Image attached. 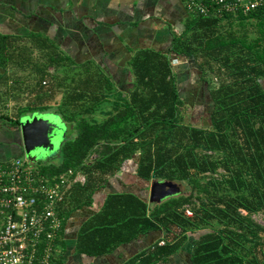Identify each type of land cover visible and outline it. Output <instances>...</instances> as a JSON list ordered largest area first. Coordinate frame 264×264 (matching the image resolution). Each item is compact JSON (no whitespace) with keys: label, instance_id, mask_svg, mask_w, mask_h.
<instances>
[{"label":"trees","instance_id":"1","mask_svg":"<svg viewBox=\"0 0 264 264\" xmlns=\"http://www.w3.org/2000/svg\"><path fill=\"white\" fill-rule=\"evenodd\" d=\"M21 38L0 33V100H16L23 91L28 100L14 102V115L4 111L0 118L17 126L26 114L52 112L71 127L57 157L33 163L50 176L72 168L85 177L59 202L63 227L128 158L136 160V177L177 180L188 188L160 201L133 189L107 193L79 226L76 252L105 254L157 232L120 264L167 262L187 244L190 264H264V226L252 216L264 211V7L190 13L168 52L134 53V85L108 109L104 102L115 90L107 75L83 71L46 37ZM172 52L193 58L200 69L208 103L199 122L182 119ZM55 66L63 92L50 102L52 85L46 89V83L57 76ZM97 109L105 113L100 120L92 115ZM62 235L54 264L62 263Z\"/></svg>","mask_w":264,"mask_h":264},{"label":"crops","instance_id":"2","mask_svg":"<svg viewBox=\"0 0 264 264\" xmlns=\"http://www.w3.org/2000/svg\"><path fill=\"white\" fill-rule=\"evenodd\" d=\"M189 15L182 0H0V33L22 36L26 42L31 34L46 37L83 71L107 75L115 91L104 102L106 105L112 104L118 94L126 96L133 87L134 53L144 48L168 52L173 35L184 28ZM169 54L184 104L187 97L205 100L200 69L194 59L183 60L173 52ZM4 70L0 65V74ZM19 153L16 126L0 118V160ZM132 160L125 159L122 168L93 193L91 205L71 211L63 227L65 249L61 264H120L157 235V232L140 234L105 254L75 251L79 226L96 211L105 195L130 189L126 188L124 181L128 180L122 170L136 161ZM189 249L187 253L181 249L169 261L156 264H190Z\"/></svg>","mask_w":264,"mask_h":264},{"label":"built area","instance_id":"3","mask_svg":"<svg viewBox=\"0 0 264 264\" xmlns=\"http://www.w3.org/2000/svg\"><path fill=\"white\" fill-rule=\"evenodd\" d=\"M182 2L189 13L203 16L264 7V0ZM84 178L72 168L41 173L21 154L0 160V264H54L64 219L59 202L72 182Z\"/></svg>","mask_w":264,"mask_h":264},{"label":"water","instance_id":"4","mask_svg":"<svg viewBox=\"0 0 264 264\" xmlns=\"http://www.w3.org/2000/svg\"><path fill=\"white\" fill-rule=\"evenodd\" d=\"M65 122L56 115L45 112H33L22 116L16 127L19 133V149L30 163L40 159H51L49 154L55 147L60 152V145L65 135ZM181 182L171 179H151L149 199L160 201L165 197L179 193Z\"/></svg>","mask_w":264,"mask_h":264},{"label":"rangeland","instance_id":"5","mask_svg":"<svg viewBox=\"0 0 264 264\" xmlns=\"http://www.w3.org/2000/svg\"><path fill=\"white\" fill-rule=\"evenodd\" d=\"M33 57L37 58L39 60V55H33ZM50 68L52 70L51 72H53V73L57 72L56 73L57 76L54 77V78H52L50 76L49 77L50 80L46 83V89L49 86L52 85V96L53 97L51 98L50 102H53L54 100H58L60 98V96L62 95V92H63V88L61 87V85L58 82L59 81V76L62 75V72H61V68H59V66L50 67ZM3 99H6V96H4ZM27 100H28L27 94L25 93V91H23V92H21V97L16 98V100L13 99V100H6L5 102H0V107H1L0 110L9 113V115H14V110L16 111V109L14 108V102L25 103V102H27ZM185 103L186 104H183V106L181 107V114H182L181 116H182L183 121H188V115H189L190 120H192L193 122H199L201 114L203 115V113H202L203 110L202 109L206 108V104L208 103V100L207 99H205V100H200V99L199 100H195L193 97H192V99L190 97H187ZM107 104L108 103H106V105H104L105 109L110 108V104H108V105ZM199 109H200V111H199ZM45 113L46 114L56 115V116H58V118H61L56 113H52V112H45ZM204 113L206 114V111ZM26 115H30V114H26ZM92 115L96 119L100 120L101 118H103L105 116V113L99 111V109H98ZM70 131H71V127H69L66 124L65 135L69 134ZM56 149L57 148L55 147L52 151L49 152L48 155H50L51 157L53 156L51 159H54L55 157H57L59 155V154H55L56 153ZM9 154L11 155L12 152L9 151ZM17 155H19V154H17ZM8 158H10V157H8ZM5 159H7V158H5ZM135 169H136V161L135 162H131V164L128 165L127 168L122 170L123 177L125 178V180H128V181H124L125 184H126V188H130V189L136 190L137 192L142 194V196L148 197L149 189H147V187H149L150 180L147 181V180L140 179V178L136 177ZM205 177L206 176H204L203 179ZM181 189L183 190V192H187L188 191L187 186L183 185L182 183H181ZM252 216L257 222H259L260 224H262L264 226V211L255 212V213L252 214ZM189 248H190V245H188V244L185 245V247L182 249V252L183 253H187V250Z\"/></svg>","mask_w":264,"mask_h":264},{"label":"flooded vegetation","instance_id":"6","mask_svg":"<svg viewBox=\"0 0 264 264\" xmlns=\"http://www.w3.org/2000/svg\"><path fill=\"white\" fill-rule=\"evenodd\" d=\"M40 160H44V159H40ZM39 161V160H38Z\"/></svg>","mask_w":264,"mask_h":264}]
</instances>
